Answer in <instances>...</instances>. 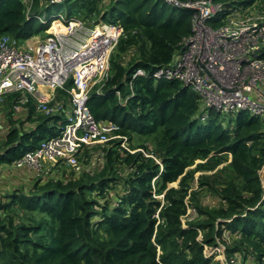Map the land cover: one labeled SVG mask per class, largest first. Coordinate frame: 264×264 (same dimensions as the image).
<instances>
[{
  "label": "trees",
  "instance_id": "1",
  "mask_svg": "<svg viewBox=\"0 0 264 264\" xmlns=\"http://www.w3.org/2000/svg\"><path fill=\"white\" fill-rule=\"evenodd\" d=\"M215 1L226 11L211 19L213 26L236 11L244 15L261 7L255 15L264 14V0ZM64 3L68 17L123 29L110 56V75L101 93L99 85L92 88L88 107L97 120L118 123L117 134L128 136L137 150H126L119 138L85 147L79 174L62 165L60 173L1 192L0 264H223L205 254L218 240L237 257L227 264H264V117L240 111L228 113V120L212 111L202 119L197 93L179 81L151 76L191 34L194 10L166 0ZM54 5L0 0V36L25 41L48 35L50 22L37 16L52 17ZM138 69L148 75L133 78ZM73 87L70 80L57 88L49 106L66 105ZM25 95L15 92L0 102V115L10 124L0 138V166L57 136L66 123L64 115L45 114ZM18 106L27 110L28 122H37L36 130L15 126ZM226 162L225 177L216 172L196 179L198 171ZM206 193L221 203L206 204ZM161 194L164 200L156 197ZM190 207L196 218L189 216L184 227Z\"/></svg>",
  "mask_w": 264,
  "mask_h": 264
},
{
  "label": "built area",
  "instance_id": "2",
  "mask_svg": "<svg viewBox=\"0 0 264 264\" xmlns=\"http://www.w3.org/2000/svg\"><path fill=\"white\" fill-rule=\"evenodd\" d=\"M166 1L194 10L192 32L183 38L173 60L158 66L151 76L155 80L179 81L197 93L204 109L202 119L212 111H247L264 117V96L254 94L264 87V14L243 15L236 11L222 24L213 26L211 19L226 11L223 2ZM37 18L47 22L43 15ZM85 23L79 15L60 14L51 21V30L43 38L21 41L6 34L0 36V102L15 92L28 93L45 114L65 115L66 105L49 106L55 95H47L41 87H53L55 91L70 80L74 83L69 91L71 111L60 133L13 162L15 167L29 168L39 177L60 173L56 170L62 165L79 174L84 148L111 139H121V146L130 152L137 150L125 144L131 142L128 136L117 134L119 125L97 120L88 107L92 88L99 85L101 93L110 75V56L123 29L103 21L89 26ZM138 75L148 73L138 69L133 78ZM115 93L122 98L120 90ZM129 97L123 99V104Z\"/></svg>",
  "mask_w": 264,
  "mask_h": 264
},
{
  "label": "rangeland",
  "instance_id": "3",
  "mask_svg": "<svg viewBox=\"0 0 264 264\" xmlns=\"http://www.w3.org/2000/svg\"><path fill=\"white\" fill-rule=\"evenodd\" d=\"M65 1V0H64ZM64 2H62V3H57V5H54L53 6V11H52V13L55 15V14H57V15H60V14H67V6H66V4L64 3ZM107 3H108V1H107ZM262 8L261 7H258L257 9H255V10H253V12H246L244 15H250V14H257V13H262V10H261ZM232 14V13H231ZM57 15H55V16H57ZM52 19H55V18H52ZM86 21V25H88L89 26V24H91L92 23V21L93 20H91V19H89V20H85ZM48 24V23H47ZM58 27H60V26H58ZM63 27H61V29H62ZM51 30V28L49 27L48 29H47V33L49 32ZM33 37H40V38H43V37H45V36H42V35H36V36H33ZM36 39V38H35ZM114 48V47H113ZM113 50V49H112ZM42 90L43 89H45V91H46V93L47 94H49V95H55V91H53V89L51 88V87H45V88H41ZM53 92V93H52ZM27 95L28 96H30V97H32V102L34 103V104H38V102H37V100L34 98V96L32 95V94H28L27 93ZM27 95H25V96H27ZM127 102H125L124 103V105L126 104ZM66 108H67V113H65V115H64V118H67V116H68V112H70L71 111V103H70V100L68 99V102L66 103ZM27 111V110H26ZM204 114V109L203 108H201L199 111H198V116H201V115H203ZM235 116V115H234ZM222 117L223 118H227L228 120H229V117H232V116H229V114L228 113H223V115H222ZM1 118V117H0ZM4 118L6 119L5 121L6 122H9V119L5 116V114H4ZM24 117L22 116V117H20V120H16V125L15 126H18V127H20L21 128V131L22 132H30V131H32V130H36L37 129V127H38V124H37V122L36 123H34V122H28V123H25L26 122V120H24L23 119ZM1 121V120H0ZM23 123V124H22ZM115 124L116 125H118V123H116L115 122ZM6 126V124L4 123V122H2L1 121V126H0V128H1V130H2V128L3 127H5ZM4 131V130H3ZM1 132L0 131V135H2V133H5L6 134V132ZM137 139H138V136H137ZM125 144L127 145V146H131V142H125ZM94 145H96V144H94ZM83 154L81 153V156H80V160L82 159V156ZM96 161H98L97 159H96ZM200 162H202V160L200 159V160H198L197 161V163H200ZM227 165H229V162H226V163H222V164H220L219 166H217V168L215 169V170H213V171H210V170H208V171H198L197 173H196V179L198 180V178L203 174V176L204 175H211V174H213V173H220L221 175H222V177H225L226 176V172L228 171V168H227ZM64 166H66V165H64ZM162 166V165H161ZM195 167V165L193 166V168ZM78 174V173H77ZM260 174H261V178L264 180V167H263V169L260 171ZM178 182L179 181H177V182H175V183H172L171 185L172 186H177L178 185ZM156 197L157 198H159L160 200H164V194H161V195H156ZM206 199V200H209V203L208 202H206V204H210V205H219L220 203H221V201L219 200V198L216 196V195H213V194H208V193H206V194H204L203 195V199ZM159 212V211H158ZM195 212H194V208L193 207H190L189 208V210H188V213L185 215V216H183V218H182V220H183V223H184V227H188V223H189V221L190 220H192V219H189V216H193L194 218H196V214H194ZM156 216L157 217H159L158 216V213L156 214ZM193 220H195V219H193ZM228 238H225V240L228 242V243H230L229 242V240H227ZM159 252H161V251H159ZM205 254H207V255H214L215 256V259H217V260H220L223 264H227L228 263V261H230L231 259H234V260H236V258L237 257H233V256H231V254H228L227 252H226V245H225V243L224 242H222L221 240H218V243H217V245H214V246H207L206 247V250H205ZM238 259H240V257H239V255H238Z\"/></svg>",
  "mask_w": 264,
  "mask_h": 264
},
{
  "label": "crops",
  "instance_id": "4",
  "mask_svg": "<svg viewBox=\"0 0 264 264\" xmlns=\"http://www.w3.org/2000/svg\"><path fill=\"white\" fill-rule=\"evenodd\" d=\"M255 95H262L264 96V87L260 90V93L256 92ZM24 117L23 119L26 120L25 123H28V114L26 109L23 106L17 107V112L14 116L15 120H20V117ZM0 120L6 124L5 127L0 128V131L8 130L10 127L9 122H6L4 118V114L0 115ZM0 121V126H1ZM3 131V132H4ZM1 134V133H0ZM5 133L0 135V138L4 137ZM35 178V174L29 168H18L13 165V163H2L0 166V193L4 194L8 190L14 189L17 185L27 184L33 181Z\"/></svg>",
  "mask_w": 264,
  "mask_h": 264
},
{
  "label": "clouds",
  "instance_id": "5",
  "mask_svg": "<svg viewBox=\"0 0 264 264\" xmlns=\"http://www.w3.org/2000/svg\"><path fill=\"white\" fill-rule=\"evenodd\" d=\"M66 1V0H65ZM64 2V1H63ZM57 3H62V2H57ZM56 3V4H57ZM55 15H57V14H55ZM55 15H53L52 17H46V15H43V16H45L46 18H47V22H50V24H51V21L52 20H54V19H52V18H55L56 16ZM74 16V15H73ZM72 17V16H71ZM46 22V23H47ZM92 24V23H91ZM112 24V23H111ZM49 27H50V25H49ZM47 31V30H46ZM115 49V48H114ZM113 52V51H112ZM12 164V163H11ZM36 176V175H35Z\"/></svg>",
  "mask_w": 264,
  "mask_h": 264
},
{
  "label": "bare ground",
  "instance_id": "6",
  "mask_svg": "<svg viewBox=\"0 0 264 264\" xmlns=\"http://www.w3.org/2000/svg\"><path fill=\"white\" fill-rule=\"evenodd\" d=\"M62 30H64V27L62 28ZM46 86H42L41 88H45ZM53 89V87H51ZM43 91L46 93L45 89H43ZM47 94V93H46ZM49 95V94H47Z\"/></svg>",
  "mask_w": 264,
  "mask_h": 264
},
{
  "label": "water",
  "instance_id": "7",
  "mask_svg": "<svg viewBox=\"0 0 264 264\" xmlns=\"http://www.w3.org/2000/svg\"><path fill=\"white\" fill-rule=\"evenodd\" d=\"M6 152H8V150H5L3 153H6Z\"/></svg>",
  "mask_w": 264,
  "mask_h": 264
}]
</instances>
